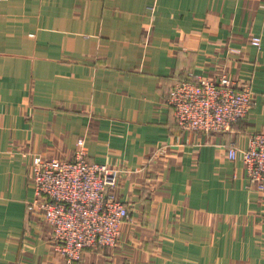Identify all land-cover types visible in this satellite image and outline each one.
<instances>
[{
  "label": "crops",
  "instance_id": "crops-1",
  "mask_svg": "<svg viewBox=\"0 0 264 264\" xmlns=\"http://www.w3.org/2000/svg\"><path fill=\"white\" fill-rule=\"evenodd\" d=\"M221 76L251 89L246 118L179 129L175 83ZM260 132L264 0H0V264H65L27 210L30 177L79 139L129 212L117 245L81 264H264V196L226 153Z\"/></svg>",
  "mask_w": 264,
  "mask_h": 264
},
{
  "label": "built area",
  "instance_id": "built-area-1",
  "mask_svg": "<svg viewBox=\"0 0 264 264\" xmlns=\"http://www.w3.org/2000/svg\"><path fill=\"white\" fill-rule=\"evenodd\" d=\"M251 43L258 47L260 39ZM250 90L236 89L227 76L199 83L182 80L170 90L167 105L179 129L211 136L246 118L254 104ZM84 144V139L77 141L69 161L32 160L36 198L27 210L47 222L53 250L65 264H81L86 250L115 247L129 218L128 207L115 194L116 173L105 164L90 163ZM226 153L231 161L240 159L249 186L264 196V132L252 134L246 149L231 144Z\"/></svg>",
  "mask_w": 264,
  "mask_h": 264
},
{
  "label": "rangeland",
  "instance_id": "rangeland-1",
  "mask_svg": "<svg viewBox=\"0 0 264 264\" xmlns=\"http://www.w3.org/2000/svg\"><path fill=\"white\" fill-rule=\"evenodd\" d=\"M221 77H222V76H221ZM230 81L233 83V85L235 86V88L238 89V90H245V89H247V87H248V86H246V85L243 86V87H239V86H237L236 83H235L234 81H232L231 79H230ZM250 91H251V90H250ZM253 100H254V99H253ZM115 194H116V193H115ZM117 243H118V242H117ZM99 249H101V248H98V249H95V250H92V251H97V250H99Z\"/></svg>",
  "mask_w": 264,
  "mask_h": 264
},
{
  "label": "trees",
  "instance_id": "trees-1",
  "mask_svg": "<svg viewBox=\"0 0 264 264\" xmlns=\"http://www.w3.org/2000/svg\"><path fill=\"white\" fill-rule=\"evenodd\" d=\"M180 81H182V80H180Z\"/></svg>",
  "mask_w": 264,
  "mask_h": 264
}]
</instances>
